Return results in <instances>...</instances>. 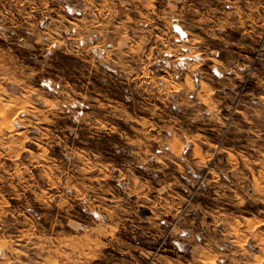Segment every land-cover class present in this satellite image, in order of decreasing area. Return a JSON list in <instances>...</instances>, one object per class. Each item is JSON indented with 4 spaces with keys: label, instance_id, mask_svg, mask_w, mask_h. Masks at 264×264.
Returning <instances> with one entry per match:
<instances>
[{
    "label": "rangeland",
    "instance_id": "rangeland-1",
    "mask_svg": "<svg viewBox=\"0 0 264 264\" xmlns=\"http://www.w3.org/2000/svg\"><path fill=\"white\" fill-rule=\"evenodd\" d=\"M0 122V264H264V0H0Z\"/></svg>",
    "mask_w": 264,
    "mask_h": 264
},
{
    "label": "bare ground",
    "instance_id": "bare-ground-1",
    "mask_svg": "<svg viewBox=\"0 0 264 264\" xmlns=\"http://www.w3.org/2000/svg\"><path fill=\"white\" fill-rule=\"evenodd\" d=\"M1 119H2V118H1ZM4 120H6V118H4ZM0 123H2V122H0ZM4 123H5V122H4ZM6 125L8 126V124H6ZM9 126H10V125H9ZM5 127H6V126H5ZM11 127H12V126H11ZM7 128H9V127H7ZM5 130H7V129H5ZM9 130H10V129H9ZM18 131H19V130H18ZM9 132H10V131H9ZM13 132H14V131H13ZM13 132H12V133H13ZM21 132L23 133V130H22ZM17 133H18V132H17ZM15 134H16V132H15ZM18 135L20 136V134H18ZM11 146H12V145H11ZM13 146H14V145H13ZM9 147H10V146H9ZM13 149H14V148H13ZM42 150H43V149H42ZM12 151L14 152V150H12ZM12 151H11V152H12ZM11 152H10V153H11ZM43 155H44V154H42V156H43Z\"/></svg>",
    "mask_w": 264,
    "mask_h": 264
}]
</instances>
